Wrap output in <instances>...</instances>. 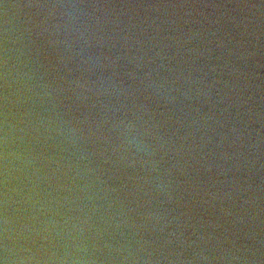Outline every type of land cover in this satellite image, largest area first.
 <instances>
[{"label": "water", "instance_id": "obj_1", "mask_svg": "<svg viewBox=\"0 0 264 264\" xmlns=\"http://www.w3.org/2000/svg\"><path fill=\"white\" fill-rule=\"evenodd\" d=\"M0 264H264V0H0Z\"/></svg>", "mask_w": 264, "mask_h": 264}]
</instances>
